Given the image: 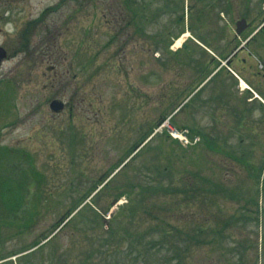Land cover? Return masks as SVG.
<instances>
[{
	"label": "rangeland",
	"instance_id": "obj_1",
	"mask_svg": "<svg viewBox=\"0 0 264 264\" xmlns=\"http://www.w3.org/2000/svg\"><path fill=\"white\" fill-rule=\"evenodd\" d=\"M173 1L148 5L150 16L157 10L161 18L150 19V34L134 35V27L124 31L114 19V0H0V14L6 12L12 19L7 25L0 21V40L6 35L14 39L27 20L44 14L43 33L41 26L34 31L31 53L22 51L3 64L4 71L18 74L2 88L7 93H1L0 146L31 152L35 158L10 155L11 160L20 158L18 173L23 175L5 177L8 159L3 157L9 154L0 150V264H83L94 248L91 241L102 238L111 226L125 235L123 226L128 224L121 221V207L128 205L135 187L153 182L180 188L183 177L198 191L180 205L173 221L184 214L182 220L191 223L196 214L206 217V210L223 219L257 215L258 202L259 221L254 216L253 221L236 222L228 242L249 236L254 245L245 252L246 260L255 264L258 258L264 264V171L257 178L264 166V107L259 100L249 102L254 94L241 92L226 68H217L237 45L248 46L251 29L238 37L236 22L245 17L254 23L252 30L257 28L261 0L238 1L234 12L224 15L216 14V0H183L185 27L191 26L209 47L205 45L206 50L187 35L178 52L175 46L164 48L178 30L166 9ZM202 8L207 12L201 13ZM14 13L23 21H13ZM9 43L12 50L16 42ZM258 57L264 61V30L231 59L230 66L264 97ZM55 99L67 104L58 113L50 108ZM166 119L200 135L201 141L186 145L165 123L155 134ZM152 132L155 135L136 157L92 193ZM242 154L249 158L246 166L236 159ZM218 184L227 192H217ZM161 197L159 193L158 203L176 200ZM84 198V207L55 237L33 247ZM246 221L250 222L245 228ZM111 258L118 262L111 254L107 260L97 254L95 264H112ZM238 259L232 247L213 246L197 251L192 264H236Z\"/></svg>",
	"mask_w": 264,
	"mask_h": 264
},
{
	"label": "trees",
	"instance_id": "obj_2",
	"mask_svg": "<svg viewBox=\"0 0 264 264\" xmlns=\"http://www.w3.org/2000/svg\"><path fill=\"white\" fill-rule=\"evenodd\" d=\"M238 1L242 0H223V10L231 14L230 12H234V9L239 6ZM148 3L146 0H114V19L123 25L124 31L134 27V35L150 34L148 31L150 19L153 18L155 21L161 15L156 10L155 14L152 13L150 16L148 5H152L154 0L148 1ZM175 8L177 12L174 13L167 9V14L170 16L171 22L173 21L172 24H176L178 30L164 44L166 49H169L172 40L185 30L183 1L176 0ZM246 13L243 15H247ZM173 14L174 19L171 18ZM27 31H29V27ZM242 156L236 159L246 166L249 159ZM263 167H260V171H263ZM260 177L261 174L257 175V178ZM181 181L184 186L180 188H171L170 185L166 186L165 184L156 186L153 182L140 183L138 187H135L128 205L121 207L124 211V213L121 212L124 214L121 221L125 220L128 224L123 226L125 235L122 236L118 226H111L112 228L102 238L91 241L95 249L93 248L89 255L82 260L83 264H95L97 254L104 256L106 260L109 254L115 256L118 262L111 258L112 264H192L197 251L207 250L213 246L232 247L239 254L236 264H251L246 260L245 252L249 248H253V240L248 236L231 244L228 239L233 236L232 233H235L233 229H235L236 222L245 218H250L253 221L254 216H257L256 219L259 221V208H257V215L241 213L229 216V219H223L217 212L206 210V217H196V215H200L196 214L191 223L182 220L185 217L184 214L180 216L182 219L173 221L174 215H178L181 209L180 205L184 202L188 203L192 194L198 191L194 182H190L184 177ZM220 186L217 185V192H227L223 186L219 189ZM203 190L211 191V188L204 186ZM159 193L161 198L176 200L175 202L164 200L158 203L156 198ZM256 205L258 207V202ZM246 208L249 211L252 210L251 207ZM249 222H245V228L248 227ZM262 237L264 249V234ZM108 264L111 263L108 262ZM199 264L202 263L199 262ZM255 264H259L258 258Z\"/></svg>",
	"mask_w": 264,
	"mask_h": 264
},
{
	"label": "flooded vegetation",
	"instance_id": "obj_3",
	"mask_svg": "<svg viewBox=\"0 0 264 264\" xmlns=\"http://www.w3.org/2000/svg\"><path fill=\"white\" fill-rule=\"evenodd\" d=\"M1 14H0V17H1L0 21L2 23H4L5 25L9 24L10 20H12V19L8 18L6 12L5 13L3 12ZM13 17H14L13 21H15V22L23 21V18H22V16H20V13H14ZM43 22H44V14L40 13L38 15V17H36L34 19L27 20L25 22V24L22 26V28L18 30V33H14L15 37L12 34L13 35L12 38H14V39H9L8 36L6 35L4 40H0V46L7 51V56L0 63V102L2 99L1 93H7L6 86L9 83L11 84V82H12V80L8 79V78L9 77L13 78V75L18 74L13 70L4 71V69H3L4 62L15 58L18 55V53H20L22 51L25 52L27 55L30 54V48L29 47H32L31 46V42H32V38H33L32 35H33L34 31H35V33L38 32L39 26H41V28H42ZM28 27H29V31H27ZM0 30H1V28H0ZM42 33H43V28H42ZM9 40H15V42H16V44L14 45L12 50L9 49V48H11V43H9ZM43 44H44V39H43V36H41L40 45H43ZM0 52H2L1 49H0ZM3 87H5L6 89L5 88L2 89ZM8 99H9V95L7 94V96L5 97V100H8ZM2 112H7V111L2 110ZM1 149L9 154L8 157H3V159H8L6 161L9 162V163L8 162L6 163V165H8L9 170L6 168V171L4 173L5 177H18V178H20L21 175H23L22 173L21 174L18 173V168L20 165V158L17 157V158H14L11 160V159H9L10 155L11 156H12V154H16V155L18 154L20 156L21 155L22 156L32 155L33 158H35L31 152H27L25 150H21L18 148L5 146V147H1L0 150Z\"/></svg>",
	"mask_w": 264,
	"mask_h": 264
},
{
	"label": "water",
	"instance_id": "obj_4",
	"mask_svg": "<svg viewBox=\"0 0 264 264\" xmlns=\"http://www.w3.org/2000/svg\"><path fill=\"white\" fill-rule=\"evenodd\" d=\"M247 26V23H246V20H240L237 22V32L238 33H241ZM2 52H0V62L1 60L6 56V53L5 51L0 48ZM52 109L55 110V111H58L59 109L62 108V103L61 102H58V101H54L52 102ZM114 203H116V201H114Z\"/></svg>",
	"mask_w": 264,
	"mask_h": 264
},
{
	"label": "bare ground",
	"instance_id": "obj_5",
	"mask_svg": "<svg viewBox=\"0 0 264 264\" xmlns=\"http://www.w3.org/2000/svg\"><path fill=\"white\" fill-rule=\"evenodd\" d=\"M189 35V33H185L181 38H179L177 41H176V44L174 45L175 47H180V45L182 44V41L184 40L183 38L185 36ZM243 85H246V82L243 81Z\"/></svg>",
	"mask_w": 264,
	"mask_h": 264
}]
</instances>
